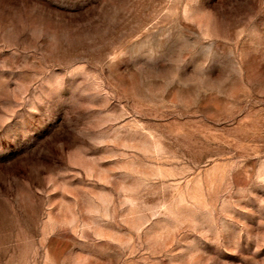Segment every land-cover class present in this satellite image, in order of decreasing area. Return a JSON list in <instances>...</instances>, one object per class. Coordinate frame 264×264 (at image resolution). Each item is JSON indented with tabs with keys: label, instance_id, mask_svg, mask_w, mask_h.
<instances>
[{
	"label": "rangeland",
	"instance_id": "obj_1",
	"mask_svg": "<svg viewBox=\"0 0 264 264\" xmlns=\"http://www.w3.org/2000/svg\"><path fill=\"white\" fill-rule=\"evenodd\" d=\"M0 264H264V0H0Z\"/></svg>",
	"mask_w": 264,
	"mask_h": 264
}]
</instances>
